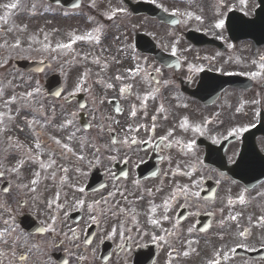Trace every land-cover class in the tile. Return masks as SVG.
Segmentation results:
<instances>
[{
	"label": "flooded vegetation",
	"instance_id": "af4514ba",
	"mask_svg": "<svg viewBox=\"0 0 264 264\" xmlns=\"http://www.w3.org/2000/svg\"><path fill=\"white\" fill-rule=\"evenodd\" d=\"M131 1L178 16L175 31L146 18L161 33L146 34L180 64L162 66L136 51L132 38L133 71L124 80L116 76V177L104 171L103 189L85 190L90 170L82 143L78 155L65 144L35 158L33 167L29 160L12 167L18 184L11 182L0 199V264H263L264 180L246 186L228 171L245 149L264 154V78L257 84L223 65L224 59L243 65L249 50L260 47L229 39L226 47L222 40L194 46L184 38L186 30L206 35L208 5L257 0ZM82 2L105 24L104 12L92 7H104L111 18L128 11L122 0ZM185 22L197 26L183 28ZM170 36L188 47L164 49L158 40ZM207 72L240 79L201 95ZM59 121L65 137V116Z\"/></svg>",
	"mask_w": 264,
	"mask_h": 264
},
{
	"label": "rangeland",
	"instance_id": "374dc122",
	"mask_svg": "<svg viewBox=\"0 0 264 264\" xmlns=\"http://www.w3.org/2000/svg\"><path fill=\"white\" fill-rule=\"evenodd\" d=\"M28 1L0 0V113L3 114L0 115V127H6V129L1 128L0 133L1 135L3 133L5 141L8 140L16 144L17 141L29 143L28 138L31 136L30 127L32 126L29 123L32 119L29 113L32 112L33 107L28 103L27 97L33 86L37 84V80L45 78V74L53 67L46 68L38 75L25 74L13 68L11 63L13 59L27 57L35 60L47 59L51 63L54 62L55 67L64 72L65 70L59 66L60 64L86 63L89 58L94 62H113L116 58L115 47L116 49L127 48V41L129 40V33L125 28L117 34L116 40L106 30L90 35V39H79V37L89 36L83 31L86 26L81 28L83 19L71 24L67 20H62L61 13L56 15L53 8L41 3L33 9L36 2L34 0ZM21 2L28 3L23 4ZM12 3H15L17 7L14 9L7 7ZM71 36L75 39L74 48L72 47L69 51L68 47L66 51H61L56 56L51 46L67 44L65 42L71 40ZM96 37L99 39L97 40ZM17 41H19V45ZM28 42L36 44L37 46L34 45L36 48L31 51L24 50ZM48 43H51L49 47ZM17 46L19 47L16 48ZM110 72L111 70H104L99 67L96 75L100 78H112L109 76ZM70 88L73 89L74 87L71 86ZM96 105L102 107L101 103ZM36 114H40L43 119L47 117L42 113L35 112ZM27 118L28 120H26ZM112 129L116 131V124L112 125ZM100 141L101 143L104 142L103 139ZM26 153L30 155L29 152Z\"/></svg>",
	"mask_w": 264,
	"mask_h": 264
},
{
	"label": "snow or ice",
	"instance_id": "6c2138e0",
	"mask_svg": "<svg viewBox=\"0 0 264 264\" xmlns=\"http://www.w3.org/2000/svg\"><path fill=\"white\" fill-rule=\"evenodd\" d=\"M7 7H9V8H16L17 7V5L15 4V3H12V4H9V5H7ZM85 38H91V36L89 35L88 37H79V39H85ZM96 39L98 40L99 39V37H96ZM74 42V41H73ZM19 43V41H17V44ZM71 45L70 44H60V45H57V47H59V48H68V47H70ZM262 59H264V58H262ZM261 67L262 68H264V64H262L261 65ZM252 75V77L253 78H257V77H260V73L259 72H256V73H252L251 74ZM13 99H15V97H13ZM135 113L133 112V115H134ZM0 115H3L2 113H0ZM56 143L57 144H59L60 142L57 140L56 141ZM37 148H39L40 147V145H39V142L37 143ZM65 148L67 147L66 145L64 146ZM36 175L38 176L39 175V173H36ZM32 183L33 184H35V183H37V181L34 179L33 181H32ZM33 190H35V189H33ZM233 219H234V217H233ZM153 222H155V221H153ZM5 223H7V222H5ZM3 232L2 231H0V236H3ZM186 254V253H185Z\"/></svg>",
	"mask_w": 264,
	"mask_h": 264
},
{
	"label": "water",
	"instance_id": "95a60500",
	"mask_svg": "<svg viewBox=\"0 0 264 264\" xmlns=\"http://www.w3.org/2000/svg\"><path fill=\"white\" fill-rule=\"evenodd\" d=\"M16 64L18 67H21L23 68L24 70H35V71H41L42 70V67L44 66V63H37V62H28V61H24V60H21V61H16ZM56 85L52 86L51 88H57ZM54 88V89H55ZM48 89H49V86H48ZM53 92V90H50ZM56 93H57V90H56Z\"/></svg>",
	"mask_w": 264,
	"mask_h": 264
}]
</instances>
